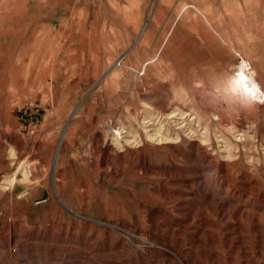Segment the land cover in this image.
Instances as JSON below:
<instances>
[{
  "label": "rangeland",
  "instance_id": "1",
  "mask_svg": "<svg viewBox=\"0 0 264 264\" xmlns=\"http://www.w3.org/2000/svg\"><path fill=\"white\" fill-rule=\"evenodd\" d=\"M243 60L264 94V0H0V186L6 184L0 188V264H155L154 255L121 252L120 240L136 248L142 231L175 245L188 264H229L232 257L233 264H264L259 229L249 216L259 213L264 230V98L227 85ZM173 111L183 120L168 119ZM68 116L77 126L78 150H69L55 172L48 151ZM105 121L140 136L145 126L161 128L171 139L149 142L141 152L112 149L97 169L94 152L88 167L87 144L104 131ZM205 126L208 143L200 136ZM190 129L195 133L188 135ZM242 134L246 139L236 142ZM10 141L35 154L29 181L7 190L5 179L16 170H5L15 158ZM148 168L153 173L142 170ZM98 184L107 191L99 192ZM62 186L81 216L74 194L87 192L89 215L115 224L112 243L94 228L86 231L87 246L75 239L81 225L51 205L66 208L57 195ZM197 189L227 200V212L243 207L249 215L242 217V229L234 227L230 236L233 220L204 227V208L215 218L206 200L193 194ZM118 204L127 215L141 212V223L129 221L136 234L122 228ZM149 209L162 217L156 229L146 221ZM230 237H240L231 249Z\"/></svg>",
  "mask_w": 264,
  "mask_h": 264
},
{
  "label": "bare ground",
  "instance_id": "2",
  "mask_svg": "<svg viewBox=\"0 0 264 264\" xmlns=\"http://www.w3.org/2000/svg\"><path fill=\"white\" fill-rule=\"evenodd\" d=\"M154 59V58H152ZM34 60V59H33ZM244 61V60H243ZM29 62V61H28ZM186 63V62H185ZM37 65V64H36ZM21 67V66H20ZM113 67V66H112ZM144 67V66H143ZM241 67V68H240ZM47 68V67H46ZM20 71V70H19ZM14 72V70H13ZM18 72V71H17ZM16 72V74H17ZM240 73V74H236L232 77H230L229 81H227V85L229 88H231L232 90H235L236 92L241 91L244 89V87H247L248 89H250V92L254 95H258L259 98H264V94L261 91L258 83L256 82L253 72L250 68V65H248L246 63V61L241 62L236 70V73ZM15 74V73H14ZM20 75V74H19ZM45 75V74H44ZM43 75V76H44ZM17 76V75H16ZM15 77V76H14ZM52 77V76H51ZM34 78V77H33ZM32 78V79H33ZM14 79V78H13ZM43 79V78H42ZM47 79V78H46ZM52 79V78H51ZM37 80V79H36ZM44 81V80H43ZM13 82V81H12ZM14 83V82H13ZM21 83V82H20ZM12 87V86H11ZM40 87V85H39ZM32 88V87H31ZM40 89V88H39ZM230 89V90H231ZM245 90V89H244ZM242 92V91H241ZM244 93V92H243ZM246 93V92H245ZM29 95V94H28ZM31 95V94H30ZM36 95V94H35ZM14 99V98H13ZM76 107V106H75ZM76 111V110H75ZM74 112V110H73ZM149 114V113H148ZM189 115V114H188ZM187 116V114L185 115ZM71 117L68 116V118H66L64 124V131L61 133L59 140L56 143V146L54 149H50L48 151V161L52 164L51 165V169L53 168L56 172V170L58 169L59 166H63L64 165V161L67 157L68 151L69 150H73L75 152H77L78 150V140L77 138L74 136L75 135V130H77V126L72 125L71 124ZM168 119H174V121L177 122V120H183V113H179L177 111H173L171 113H169L167 115ZM197 118V117H196ZM93 119V118H92ZM109 119V118H108ZM104 122V121H103ZM159 122V121H157ZM184 122V121H183ZM88 123V122H87ZM148 122H144L143 124H147ZM162 123V122H161ZM84 124V123H83ZM115 124V123H114ZM160 124V123H159ZM101 125V123H100ZM91 129H94V127L89 124ZM103 126V132L98 136L97 139L94 138V135L92 136V138L89 140V144H87L88 146V151H86L85 155L86 158L83 159L84 163L87 164V166L89 165V159L91 158L92 154L94 152H97V158L95 159V168L97 169L100 165H104L106 163V158L109 157V155H111L110 150H114L115 154L118 153H123L125 151H128L129 149H138L140 152L143 151L141 148H143L142 146L145 145V149L146 148H151L149 146H147V143L151 142V143H162V142H166V141H170L171 137L169 134V131L166 130V132H163L161 128H151V129H145L144 127V132L143 135H138L135 132H133L132 130H127L124 131V129L118 128V129H114V127L112 126L111 121H105V123L102 124ZM126 126V125H125ZM166 126V125H165ZM150 127V126H149ZM185 127V126H184ZM197 127V126H196ZM165 128V127H164ZM177 128V127H175ZM187 128V127H186ZM189 128V127H188ZM86 131V130H85ZM171 131V130H170ZM185 131V130H183ZM189 131V130H187ZM192 133L194 134L195 132H192L190 129V132L188 133V135ZM200 136H202V139L204 140V143H208L210 141L209 139V135H208V127H204L203 132L200 134ZM176 138H178V135H176ZM250 138H253L252 136H250ZM246 139V135L242 134L240 136H238V140H236V142H243ZM10 140V139H9ZM8 140V141H9ZM11 143V141H10ZM13 143V142H12ZM11 143V144H12ZM18 143V142H17ZM227 143L224 142V148L227 147L226 145ZM9 145V144H8ZM13 145V144H12ZM237 145V144H236ZM14 152H15V158L13 160V162L11 163V165L5 167V170L8 169L10 166H13L14 168H16L15 172L11 175V177L9 179H5V182L7 183V190H11L14 186L12 185L13 182H27L29 181V169L30 166L28 165V162L30 160V158H32V156H34V150H30L29 153L24 154V150H23V146L21 144H14ZM38 146V145H37ZM9 147V146H8ZM230 147V146H229ZM11 148V147H10ZM236 149V147H235ZM234 149V150H235ZM28 150V149H27ZM148 151V150H147ZM152 151V149H151ZM8 152V151H7ZM11 152V151H10ZM9 152V153H10ZM146 152V151H145ZM204 152V151H203ZM138 152H136L137 154ZM230 153V151L228 152ZM84 154V153H83ZM146 154V153H145ZM207 155V154H206ZM233 155V154H232ZM36 156V155H35ZM84 156V155H83ZM145 156V155H144ZM231 156V155H230ZM93 157V156H92ZM95 157V156H94ZM229 157V155L227 156ZM78 158V157H77ZM148 158V157H147ZM80 159V157H79ZM146 159V158H145ZM36 161V160H35ZM5 163V162H4ZM30 163V162H29ZM91 163V162H90ZM145 163V162H143ZM142 163V164H143ZM148 163V161H147ZM91 165V164H90ZM89 165V166H90ZM139 165V164H138ZM21 166V167H20ZM88 166V167H89ZM105 166V165H104ZM132 166V164H131ZM130 166V167H131ZM145 166V165H144ZM148 166V165H147ZM93 167V165H92ZM101 167V166H100ZM120 167V166H119ZM137 167V166H136ZM83 168H85L83 166ZM91 168V167H90ZM104 169V168H103ZM122 169V168H120ZM31 170V169H30ZM75 170V169H74ZM113 170V169H112ZM111 170V171H112ZM128 170V169H127ZM144 170L145 173H153V170H151L150 168L148 169H142ZM85 171V170H84ZM122 171V170H121ZM124 171V170H123ZM102 173V172H101ZM123 173V172H121ZM93 174V173H92ZM112 174V173H111ZM123 175V174H122ZM168 175V174H167ZM98 176V175H97ZM114 178H116L118 176V173L114 170L113 175ZM110 176V177H112ZM129 176V175H128ZM94 178V177H93ZM98 178H100L98 176ZM127 178V177H126ZM168 178V177H167ZM246 178V177H245ZM110 179V178H109ZM108 179V181H109ZM148 179V177H147ZM87 180V179H86ZM124 180V179H123ZM97 181V180H96ZM115 181V180H114ZM125 181V180H124ZM247 181V180H246ZM245 181V182H246ZM98 182V181H97ZM113 182V181H112ZM138 182V181H137ZM149 182V180H148ZM109 183V182H108ZM125 183V182H124ZM127 184V183H126ZM135 185V184H134ZM147 185V183H146ZM6 186V184H5ZM5 186L1 185L0 188L4 189ZM85 187L88 186V183L86 182ZM193 187H196L195 184L192 185ZM146 187V186H145ZM62 189L60 190L59 188L57 189V195L60 196L62 202L64 203L66 208H69L73 215H68L67 212L65 211V209L62 207L61 203L59 202H53L51 203L52 207H54L57 211L64 213V215H66V217L68 218V220L70 222H73L74 224L79 223L81 225V228L83 230V233L80 236H77L75 239L79 240L80 243H82V245L85 247L88 245V239H89V235L86 233V231L90 228H94L98 233H103L104 235L107 236L108 238V243H112L113 238L115 239L116 237L114 236L113 228L115 226L111 225L109 221H107L106 223H102L101 221L97 220V219H93V217L91 215H89V210H90V205H91V197L87 196V192H79L76 191L75 192V197L78 200V208L79 210H81L83 212V216H81L79 214V212L76 211L75 208H73L71 205L68 204V201L65 200L63 193H64V187L62 186ZM147 188V187H146ZM145 188V189H146ZM156 188V187H155ZM154 188V189H155ZM190 188V187H189ZM233 188V187H232ZM108 186L101 184V185H97V190L99 192H104L107 191ZM125 189V188H124ZM192 189V188H191ZM253 188L251 187V190ZM151 190V189H150ZM236 190V189H234ZM127 191V190H126ZM156 191V190H155ZM165 191V190H164ZM52 192V191H51ZM154 192V191H153ZM157 192V191H156ZM159 192V190H158ZM196 193L198 198H204L206 200V205L208 208H210L213 212L214 218L213 219L211 216H209L206 212V209L204 208L203 211L205 213V215L201 218L203 221V226L206 228H213V225H219L221 223H227L230 220H233L235 223L231 224L229 226V232H230V236L232 233H235L237 229L240 230L241 228V220L242 217L244 215H249L248 213H246L247 211H245L242 207V209L238 206L235 207L233 209L232 212H227V209L230 206V203L227 200H224L223 198L219 197L217 195V193H212V192H208L205 191L204 189H197L196 191H193V194ZM96 194V193H95ZM94 194V195H95ZM131 194V193H130ZM164 194V193H163ZM92 195V194H91ZM113 195V194H112ZM2 197V193L0 192V198ZM56 197V196H55ZM95 197V196H94ZM114 197V196H113ZM132 197V196H131ZM168 198V197H167ZM70 199V198H69ZM146 199V198H145ZM251 201V200H250ZM249 201V202H250ZM96 202H99V200H96ZM138 204H139V200H137ZM248 202V201H247ZM21 203V202H20ZM24 202H22L23 204ZM62 203V204H63ZM158 203V202H157ZM118 206V207H117ZM117 207V212L119 213L120 216V222H121V226L122 228L125 230V232L129 233V234H136V226L135 225H130L131 221H134L135 223H141L142 220V214L141 212H133L129 215H127L125 213V209L122 205L118 204ZM151 206V205H150ZM241 206V205H240ZM147 208V207H146ZM153 208V207H152ZM132 209V208H131ZM162 210V209H161ZM104 212L105 215L107 217H111V215H109V212L107 210V208H104ZM157 210H152L149 209L146 213V221L150 224V228H154L156 229L158 224L161 223L160 220L161 218L159 217V215H157ZM166 214V213H165ZM190 214V213H189ZM192 214V213H191ZM167 215V214H166ZM162 216V215H161ZM200 216V214H199ZM250 224H254L255 228H258L259 231L258 233L260 234V243H259V255L260 258H264V230L261 228L262 226L259 224V219L257 218V216H261L259 213H256L254 211L250 212ZM165 217V216H164ZM163 217V218H164ZM189 219H191V215L187 216ZM186 217V218H187ZM245 217V216H244ZM145 218V217H144ZM200 219V220H201ZM105 221V220H104ZM103 221V222H104ZM130 221V222H129ZM163 221V220H162ZM194 223V221H193ZM70 224V223H69ZM180 224V223H179ZM200 224V223H199ZM198 224V225H199ZM202 224V223H201ZM208 224V225H207ZM119 225V224H118ZM229 225V224H228ZM120 226V225H119ZM120 226V227H121ZM236 227V228H234ZM141 228V227H140ZM190 228V227H189ZM188 228V229H189ZM224 229V227H223ZM242 229V228H241ZM74 230V229H73ZM95 231V232H96ZM198 231V230H197ZM66 235L69 234L68 231H65ZM74 232V231H73ZM96 232V233H97ZM153 232V231H152ZM156 232V231H155ZM241 232V231H240ZM97 233V234H98ZM117 233V232H116ZM209 233V232H208ZM211 233V232H210ZM76 234V232H75ZM125 234V233H124ZM123 234V236H124ZM160 234V232H159ZM172 234V233H171ZM195 233H193L194 235ZM65 235V236H66ZM120 235V234H119ZM128 235V234H127ZM163 235V234H162ZM192 235V236H193ZM99 236V235H97ZM222 236V233H221ZM228 236V235H227ZM126 237V236H125ZM97 238V237H96ZM161 238L163 237H158V235L156 234H152L150 232H145L142 231V235H140L137 240H136V248H134L132 245L128 244L125 240L121 239L120 240V249L121 252H125L126 254H130L131 252L135 253L136 255H139L140 257L142 256V254H151L157 257L156 262L159 263H169V264H188L186 262L187 260H185L182 257V254H180L179 250L176 248L175 245H173L172 243L169 242V244H162L161 243ZM166 238V237H165ZM197 238V237H195ZM223 238V237H222ZM238 239H240V237H236ZM236 238H228L227 242L228 245L227 247L229 249L233 248L236 245ZM53 239V238H52ZM73 239V238H72ZM95 239V238H93ZM99 239V238H98ZM126 239V238H125ZM193 239V238H192ZM198 239V238H197ZM58 240V239H57ZM165 240V239H164ZM170 240V239H169ZM207 240V239H206ZM225 240V239H224ZM29 241V240H28ZM91 241V240H90ZM103 241V240H102ZM110 241V242H109ZM172 241V240H171ZM177 241V240H176ZM202 241V240H201ZM200 241V242H201ZM168 242V241H167ZM198 242V240H197ZM70 243V242H69ZM96 243V242H95ZM106 243V242H105ZM203 243V241H202ZM68 244V243H67ZM196 244V243H195ZM208 244V243H207ZM218 244V243H217ZM16 245L19 246V243H16ZM66 245V244H65ZM70 245V244H69ZM75 245V244H74ZM79 245V244H78ZM112 245V244H111ZM109 246V248H111L112 246ZM216 245V244H215ZM135 246V245H134ZM201 246V245H200ZM205 246V245H204ZM36 247V246H35ZM28 248V247H27ZM77 248V246H76ZM82 248V247H80ZM198 248V247H197ZM84 249V248H83ZM108 249V248H107ZM119 249V248H118ZM117 249V250H118ZM202 249V248H201ZM213 249V247H212ZM211 249V250H212ZM237 250L240 249V247L237 246L236 248ZM78 250V249H77ZM65 251V250H64ZM111 251V250H110ZM231 251V250H230ZM233 251V250H232ZM79 252V251H78ZM115 252V251H114ZM7 253H10V251L8 250ZM124 253V254H125ZM193 253V251H192ZM205 253V252H204ZM27 253H25L26 255ZM134 254V255H135ZM184 254V253H183ZM215 254V253H214ZM32 255V254H31ZM132 255V254H131ZM150 255V256H151ZM201 255V253H200ZM231 255V254H230ZM247 255V254H246ZM62 256V255H61ZM66 256V255H65ZM138 256V257H139ZM204 256V255H203ZM207 256V254L205 255ZM68 257V255H67ZM66 257V259H67ZM155 257V258H156ZM200 257V256H199ZM198 257V258H199ZM209 257V256H208ZM232 257V256H231ZM70 258V257H69ZM75 258V257H73ZM137 258V257H136ZM154 258V257H153ZM186 258V257H185ZM217 260L219 257H217ZM126 259V258H125ZM134 259V258H133ZM142 259V258H141ZM139 258V260H141ZM148 259V258H147ZM137 260V259H136ZM150 260V259H149ZM216 260V259H215ZM229 260V259H228ZM114 261V260H113ZM123 261V260H122ZM135 261V260H134ZM142 261V260H141ZM212 261V260H211ZM100 262V261H99ZM106 262V261H104ZM128 262V261H127ZM139 262V261H138ZM213 262V261H212ZM217 261H215L216 264ZM119 263V262H118ZM155 263V264H157ZM192 263V262H191ZM197 263V262H196ZM235 263V257L230 258L229 260V264H233ZM254 263V261H253ZM102 264V263H99ZM109 264V263H108ZM137 264V261H136ZM143 264V263H142ZM148 264V263H147ZM151 264V263H150ZM227 264V263H226ZM244 264H248V263H244Z\"/></svg>",
  "mask_w": 264,
  "mask_h": 264
}]
</instances>
